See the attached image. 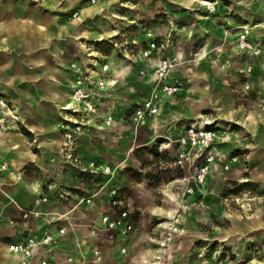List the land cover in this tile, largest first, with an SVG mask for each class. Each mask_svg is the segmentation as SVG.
<instances>
[{
  "label": "rangeland",
  "instance_id": "obj_1",
  "mask_svg": "<svg viewBox=\"0 0 264 264\" xmlns=\"http://www.w3.org/2000/svg\"><path fill=\"white\" fill-rule=\"evenodd\" d=\"M31 1L66 16L80 3L88 2ZM211 5L215 6L214 11L210 10ZM94 9L97 11L94 24L104 25L111 33L116 32L117 39H124L122 34L127 38L131 32L139 36L147 24L181 41L186 53L184 56L182 50L177 51L180 58L178 66L184 62L181 67L191 75L187 76L190 89L179 99L183 103L176 115L184 112L186 120L200 113L213 117L223 133L225 158L230 163L227 170L218 167L210 174L203 194H194L195 200L183 202L182 198H177L174 202L166 193L176 192L169 185V180L181 174V170L172 169L170 172L166 165L162 169L152 165L155 177L154 183L149 184L145 169L141 168V163L150 159L148 151L154 141L160 140L148 137L152 134L150 127L135 128L127 114L124 121L120 118L114 120L108 126L109 130L93 138L94 153L122 169L117 172L115 183L122 187L129 211L134 213L137 224L142 223L137 235L143 244L142 264L154 262L150 260L157 248L155 236L167 238L164 227L157 233L153 232L154 226L165 220L153 211L171 213L176 209L181 214L180 217L178 215L180 224L186 225L190 217L192 227L188 231L182 228L170 261L158 260L154 264H264V162L263 153L257 151L259 144L264 143V61H258L255 83L252 86L249 83L250 88L246 89L247 81L236 74L241 67L236 68L239 61L234 52L235 36L243 25L263 27L264 0H108L101 12V8ZM76 16L72 14L73 18ZM84 21L82 26H87L88 20ZM173 29L178 35L171 33ZM89 32L91 36L96 33L95 36L102 37L99 34L105 31L96 27ZM121 65L116 63L113 67L116 75L122 73ZM129 84H124L117 92L121 103H113L115 115L121 114L124 106L128 109L132 102L133 94L127 92ZM143 132L147 137L142 136ZM142 142L146 144L140 147ZM100 209L86 211V216L81 213L80 220L88 218V223L95 220ZM77 234L87 237L88 226L82 227ZM87 240L98 244L102 250L107 242L102 237ZM86 251L87 243H79L78 254Z\"/></svg>",
  "mask_w": 264,
  "mask_h": 264
},
{
  "label": "crops",
  "instance_id": "obj_2",
  "mask_svg": "<svg viewBox=\"0 0 264 264\" xmlns=\"http://www.w3.org/2000/svg\"><path fill=\"white\" fill-rule=\"evenodd\" d=\"M107 4L108 0H99L92 5L88 2H83L69 16H66L65 13L51 10L46 5L31 0H0V97L4 98L24 121L19 129L12 128L10 125H8L6 130L0 129V160L7 162V169L0 173V264H21V256L9 252L5 244L19 241L28 232L42 233L48 222L52 223L53 230L60 225L67 226V233L62 239V243L53 248L55 264H88L91 261L88 251L85 254H78V238H80V235L77 232L88 225V222H86L88 218H86V221L80 220L79 216H82L81 213L86 216V211L92 212L96 209L82 206L68 214L64 206H62L67 202H64L61 197L55 194L58 189L54 187L48 188L47 185L51 184L52 181H60L61 184L66 183L69 185L74 183L71 172L65 170L60 174L52 166L50 158L59 150L61 143L60 107L69 101L75 76L74 71L70 67L71 62H77L84 66L90 60L86 56L87 47H92L96 41L118 36L116 32L111 33L108 31L104 25L97 26L93 22L97 13L94 8H101L99 10L101 12ZM72 14H77V16L73 18ZM84 20H88L87 26H82L81 22ZM262 26L258 28L252 27L250 36L255 40L262 41L264 46V24ZM96 27L104 28L107 32L102 37L94 34L93 37L89 31ZM156 31L163 36L169 34H164L157 28ZM176 32L173 29L171 33L177 34ZM132 34V32L129 33L127 38H130ZM122 35L125 38V34ZM169 36L171 43L169 52L176 53L178 50H182L185 56L186 52L181 41L173 39L171 35ZM137 39L139 40V37ZM123 40L122 38L119 39V41ZM234 52L235 57L239 61L236 63V68L241 67L236 74L241 75L245 79L247 78V80L244 79V82L247 81L252 86L255 83V73L259 68L258 61H264V50L258 56L242 55L237 48ZM113 53L116 55L115 51ZM109 60H111L113 67H115L116 63L122 62L117 56H112ZM247 64L252 66L250 75H247L244 71ZM181 65L177 67L176 74L183 77L190 76L191 73L185 71V68L183 69ZM121 74L123 77L117 82L109 100L108 105L111 112L113 103L116 105L121 103L118 102L120 97L117 92L124 84L130 83L128 85L130 88L127 92L133 94L131 96L133 97L132 101H141L151 88V84L147 80H143L138 76L135 67L128 70L122 66ZM239 79L236 78V80ZM127 81L129 82L127 83ZM189 89L190 86L188 85L183 93L176 97L162 100L157 117L147 126L141 128H151L152 134L148 137L153 140L155 138L159 140V138L161 139L165 136L175 138L188 122L199 119L204 115V113H200L197 117L186 120L187 115L184 112L181 115L174 113L166 115L164 113L167 101L177 100L183 103L179 99ZM126 114L127 108L124 106L121 114L115 115L113 113L114 120L121 119L124 121ZM109 129L110 127L106 125L97 127L88 136L83 137L79 145L85 157H96L111 163L115 168L117 167L115 172L117 177V172L119 173L122 170L118 168L120 166L94 153V139ZM142 136L145 137L146 134L143 132ZM145 144L146 142H142L139 145L143 147ZM258 147L257 151L263 153L262 161L264 162V143L259 144ZM223 149L224 154H226L224 142ZM210 178L211 175L208 176L207 184ZM174 184V182L169 183L171 187ZM189 184L195 186L192 183ZM41 187L44 191H48L51 197L48 204L41 206V209L46 214L39 219L31 218L28 222H25L21 209L32 205L36 195L35 190L41 189ZM203 192V189L195 187L194 194L201 195ZM194 194L186 197L183 202L195 200ZM169 199H173L175 202L174 198ZM54 211L60 215H65L58 220V217L53 213ZM176 211L177 209L168 214L166 211L154 210L153 212H155L156 216L160 214L165 220L156 224L153 232L157 233V230L163 227L165 229L163 231L167 232L165 226L172 222L169 220H171L172 215ZM178 215L180 217L181 214ZM189 218L186 221V225L176 224L178 232L172 235L171 240L162 235L160 237L155 236L157 248L150 262L155 261L158 256L164 257L163 243L164 245L169 243L170 253L165 259L170 261V257L175 252L176 238L182 234V228L188 231L192 227L190 225L192 220ZM139 225L136 231L124 240L118 239L113 243L111 239L103 237L102 240L107 242L103 244L104 259L100 264H142L144 258H142L141 245L143 244L137 239L142 223L140 222ZM122 245L127 247L125 254L121 252ZM69 251L75 252V259L71 262L67 261V253ZM165 259L161 260L165 261Z\"/></svg>",
  "mask_w": 264,
  "mask_h": 264
},
{
  "label": "built area",
  "instance_id": "obj_3",
  "mask_svg": "<svg viewBox=\"0 0 264 264\" xmlns=\"http://www.w3.org/2000/svg\"><path fill=\"white\" fill-rule=\"evenodd\" d=\"M98 1L88 0L91 4H96ZM210 10L214 11L215 6L211 5ZM251 29L248 24L240 28L235 39L236 48L242 55L258 56L263 53L262 42L250 36ZM102 42L109 51L101 48L99 43ZM170 45L169 37L161 35L146 24L139 36L133 33L130 38H124L123 41L114 37L94 42L92 47L86 48L89 63L84 66L77 62L70 64L75 75L73 87L69 101L60 107L61 143L59 150L51 156L50 162L60 174L65 170L71 172L74 183L69 185L52 181L47 187L58 189L55 194L67 202L62 206L68 214L82 206L101 208L99 216L87 225V237L78 238L80 244L87 243L91 257L88 264H100L104 256L98 244L88 242L87 238L105 237L114 243L118 239L124 240L139 227V222L137 224L134 214L129 211L122 187L115 183V167L96 157H85L79 145L81 139L88 136L92 130L103 125L110 126L114 122V115L108 104L113 89L123 75L115 74L109 59L117 56L122 60L123 67L128 70L135 67L138 76L151 84L148 94L141 101H132L127 109L130 123L135 128H143L157 117L164 98L176 97L190 84L187 77L176 74L180 59L177 52H169ZM251 72L252 66L247 65L245 73L250 75ZM244 88H250L249 82ZM0 113L2 130L8 129V125L19 129L24 123L19 113L2 97H0ZM223 142V133L219 130L215 119L204 113L199 119L188 122L177 137L165 136L154 143L160 154L159 160L154 161V154L148 153L150 159L141 163V168H144L150 177L147 178V182L150 180L153 183L155 174L152 165L160 169L166 165L170 172L172 169L181 170V174L169 180V183H175L172 187L176 192L166 193V196L174 200L175 198L184 200L195 193V187L204 190L208 176L218 167L226 170L230 167L229 160L225 158ZM235 159L234 157L233 160ZM6 169L7 162L0 160V173ZM35 191L32 205L21 209L25 222L31 218L39 219L44 216L46 213L41 206L48 204L51 199L49 192L44 191L42 187ZM53 213L58 220L65 215L55 211ZM169 221L172 222L165 228H167V239L171 240L172 235L178 232L176 225L180 223L178 211ZM52 226V223L48 222L42 233L28 232L19 241L6 243V249L11 253L19 254L21 264H55L53 248L62 243L67 233V226L60 225L55 230ZM162 246H164V257H158L155 261L169 256V243L165 245L163 243ZM121 252L123 254L127 252L125 245L121 246ZM74 259L75 252L69 251L67 261L71 262Z\"/></svg>",
  "mask_w": 264,
  "mask_h": 264
},
{
  "label": "bare ground",
  "instance_id": "obj_4",
  "mask_svg": "<svg viewBox=\"0 0 264 264\" xmlns=\"http://www.w3.org/2000/svg\"><path fill=\"white\" fill-rule=\"evenodd\" d=\"M83 11H84V9H83ZM60 17V16H59ZM100 29V28H99ZM102 31V30H101ZM104 31L105 32H103L102 34H99V35H104L107 31L104 29ZM91 34H93V33H91ZM96 34V33H95ZM94 34V35H95ZM8 47V46H7ZM180 59V58H179ZM120 73V71H117V74H119ZM165 108H166V114L168 115V114H176V111L178 110V109H181V103L180 102H178V101H175V100H169V101H167V103H166V106H165ZM170 119V118H169ZM169 210H171V209H169ZM170 213V212H169ZM168 213V214H169ZM158 262V261H157Z\"/></svg>",
  "mask_w": 264,
  "mask_h": 264
},
{
  "label": "trees",
  "instance_id": "obj_5",
  "mask_svg": "<svg viewBox=\"0 0 264 264\" xmlns=\"http://www.w3.org/2000/svg\"><path fill=\"white\" fill-rule=\"evenodd\" d=\"M99 45L101 46V48H103V50L109 51V49L105 46V43L104 42L99 43ZM148 153L154 154V161L159 160L160 154L157 151V146L156 145H153L152 147H150ZM145 176H146L145 178H150L149 175H147V174ZM148 183L149 184H152L153 182H151L150 180H148Z\"/></svg>",
  "mask_w": 264,
  "mask_h": 264
}]
</instances>
